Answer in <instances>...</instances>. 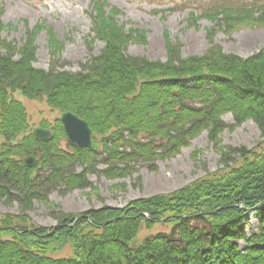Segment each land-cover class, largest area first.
Masks as SVG:
<instances>
[{"label":"trees","instance_id":"trees-1","mask_svg":"<svg viewBox=\"0 0 264 264\" xmlns=\"http://www.w3.org/2000/svg\"><path fill=\"white\" fill-rule=\"evenodd\" d=\"M101 31L108 42L104 54L77 74L34 69L31 37L18 61L12 59L14 49L4 45L9 53L0 55V194L29 209L35 198L47 202L49 188L63 181L67 189L88 184L84 174L65 175L84 160L87 150L58 153L45 142L38 144V150L45 169L51 171L45 180H51L35 186L33 172L21 161L32 150V139L17 137L29 128L24 107L10 96V90L17 88L31 97L45 93L57 108L76 111L92 122H98L88 116L95 103L106 111L105 122L129 128L132 137L172 140L164 152L177 151L208 126L213 130L211 139L218 141L226 127L221 115L228 111L236 119L232 129L252 119L263 140L253 149L225 152L223 168L173 193L134 200L125 208L90 210L86 212L90 220L80 219L72 227L67 224L75 215L59 213L60 221L50 235L25 213L1 214L0 264H264V206L258 212L259 230L250 238L245 234L247 210L242 208L264 203V50L241 58L215 46L205 56L178 66L125 55L128 37L113 20L105 18ZM169 48L176 57L175 48ZM7 66L13 69L6 70ZM186 96L201 105L189 106ZM148 146L152 153L153 142ZM111 154L117 155L115 148ZM13 189L18 194H12ZM15 222L22 235L13 228ZM157 222L172 223V232L152 236L135 251L128 248L141 223L151 227ZM243 238L248 247L241 252L237 240ZM68 241L74 246L72 258L50 256Z\"/></svg>","mask_w":264,"mask_h":264},{"label":"rangeland","instance_id":"rangeland-1","mask_svg":"<svg viewBox=\"0 0 264 264\" xmlns=\"http://www.w3.org/2000/svg\"><path fill=\"white\" fill-rule=\"evenodd\" d=\"M93 1L97 0H0V21L3 28L0 32L1 38L15 43L19 48L28 38L29 32L40 22H45L53 28L58 41L60 39L64 42L63 53L58 55L61 59H57V49L50 45V35L46 30L33 33L37 48L34 66L48 71L52 62L57 59L66 63V66H60L58 70L78 72L82 63L101 53L105 46L101 39L93 42L91 40L94 33L88 13ZM107 2L109 4L107 10L112 5L123 10L124 14L120 15L119 19L126 28L147 31L137 32L127 40V52L130 56H146L151 60L167 62L169 55L172 54L169 44L180 50L181 59L207 54L215 46L221 47L225 53L244 58H250L253 53L264 50V19L238 14L226 17L219 26H215L206 19L189 20L187 11L159 13L154 11L165 10L172 6L171 4L151 5L145 0ZM211 27H215L216 30L208 32ZM177 49L175 48L176 53ZM6 51L9 52V49L0 45V54L3 55ZM18 58L16 56L15 59ZM12 69L7 66L6 70ZM22 99L29 107L30 123L45 122V125H54L59 114L45 99ZM223 119L228 125L235 122L230 113L225 114ZM99 129L103 132H97L99 135L97 140L100 141L102 138L104 145L106 136L115 129L109 122H103ZM261 140L258 124L248 120L239 127L233 129L227 127L215 142L210 141L209 130H205L191 142L190 146L183 148L172 158L156 160L154 156H150V159L155 161L146 162L150 152L143 148L138 155H133L141 161L129 162L124 168L125 173L122 172L125 175L118 178V173L113 170L106 175L91 173L88 178L93 183L92 188L74 190L67 194L55 190L50 194L48 202L34 201L32 208L27 209L26 213L37 223L52 226L57 223L52 209L76 214L103 205L123 206L133 199L172 192L222 167L225 152L242 147L249 149ZM85 156L88 162L91 153L88 152ZM105 167L103 163L98 166L100 169ZM76 170L79 172L82 168L77 167ZM0 211L20 213L21 207L17 202L0 198ZM252 216L248 223L249 232L258 225L257 217L253 214ZM147 235V231L142 228L140 235L130 241V247L136 248L144 243Z\"/></svg>","mask_w":264,"mask_h":264},{"label":"water","instance_id":"water-1","mask_svg":"<svg viewBox=\"0 0 264 264\" xmlns=\"http://www.w3.org/2000/svg\"><path fill=\"white\" fill-rule=\"evenodd\" d=\"M63 120L73 140L79 141L81 145H90V132L87 130L86 123L78 121L76 116L71 114H65ZM34 132L36 135L42 137H48L50 135L49 131L41 128H36Z\"/></svg>","mask_w":264,"mask_h":264}]
</instances>
